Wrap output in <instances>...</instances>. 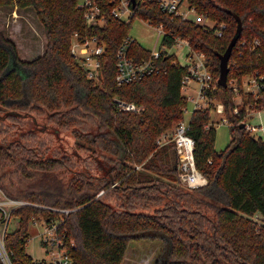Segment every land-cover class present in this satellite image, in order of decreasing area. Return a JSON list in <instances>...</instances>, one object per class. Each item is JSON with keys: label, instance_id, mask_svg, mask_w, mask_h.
I'll use <instances>...</instances> for the list:
<instances>
[{"label": "trees", "instance_id": "obj_1", "mask_svg": "<svg viewBox=\"0 0 264 264\" xmlns=\"http://www.w3.org/2000/svg\"><path fill=\"white\" fill-rule=\"evenodd\" d=\"M185 1L215 26L165 14L151 0L137 4L132 21L163 27L167 48L180 39L204 56L214 80L209 99L224 106L230 142L221 152L212 110L189 119L195 165L207 179L195 190L181 184L174 145L157 144L185 119L188 104L181 92L186 68L174 55L162 54L161 73L119 85L115 53L132 21L112 16L113 0H97L102 26L87 23L81 0H0V8L33 9L46 38L43 54L22 61L0 34V188L11 198L72 210L62 218L75 264H122L130 242L145 233L165 244L154 264H264V140L246 129L244 109L232 114V82L243 86L249 75L263 80L257 98L246 92L247 103L264 108V0ZM238 27L221 87L218 56ZM74 37L104 46L96 79L73 56ZM150 52L134 40L129 54L140 60ZM120 101L138 110L124 111ZM66 133L74 141L68 149ZM15 214L20 226L5 240L13 264H47L26 252L30 219L60 216L32 207Z\"/></svg>", "mask_w": 264, "mask_h": 264}, {"label": "built area", "instance_id": "obj_2", "mask_svg": "<svg viewBox=\"0 0 264 264\" xmlns=\"http://www.w3.org/2000/svg\"><path fill=\"white\" fill-rule=\"evenodd\" d=\"M144 0H135V7H133L132 0H113L115 6L111 12L120 23L128 24L132 21L134 10L137 4H141ZM158 3L160 10L168 15L185 18V12L181 11L183 2L185 0H151ZM80 6L85 9V18L90 25L104 24V17L101 16V9L98 6L97 0H81ZM191 11L190 7H188ZM150 25L149 22H146ZM152 26V25H151ZM158 30V35L163 36V27L160 25L153 26ZM224 26L221 25L217 30L218 36L222 35ZM134 39L126 37L115 53L116 59V82L119 85L129 84L139 81L147 76L156 75L162 72L163 68L160 64L162 54L166 52L165 57L175 54L169 51L171 48H179L185 46L188 52L185 55V63L182 65L186 68V72L182 78L181 92L187 93L191 84H196L197 87L193 89V94L185 97L187 102L191 103L192 111L211 109L212 112L224 114V106L221 103H215L209 99L210 91L214 89V80L212 74L206 66L204 56L192 51L188 43L180 39L175 40L171 48L161 44V48L150 52L148 58L135 60L130 56V47ZM258 44V41L255 42ZM73 56L80 61L90 78L96 79L100 70L105 50L97 38H91L79 41L74 37L71 47ZM175 64H180L178 58L174 60ZM181 65V64H180ZM262 77L256 75H249L243 79L246 92L257 98L262 88ZM119 107L127 112L136 111L138 108L132 103L119 102ZM188 112V104L184 109V115ZM191 117V116H190ZM190 119V118H189ZM222 122L228 124L227 120L223 118ZM189 128V121L181 120L174 128L171 135H163L157 144L161 147L163 145L172 143L174 145L175 154L178 159V172L181 184L189 189L195 190L206 186V177L196 168L194 160V140L187 134ZM246 129L251 133H257L259 128L252 127L246 124ZM255 135V134H254ZM103 193V192H102ZM100 193V195L102 194ZM23 207H32L42 209L49 213V215L57 214L60 218L44 219L40 215L33 216L30 219L31 228L35 230L43 229L40 236L41 243L45 247H50V262L40 261L47 264H75L73 258L68 252L65 245V236L67 231L63 230L65 215H68L72 210L59 209L51 206L36 204L20 199L11 198L4 193L0 188V264H13L12 253L6 248L5 240L9 233L8 227L13 218L19 220V216L15 212ZM18 226V227H19ZM31 238V232H30ZM29 238V239H30ZM29 241V240H28Z\"/></svg>", "mask_w": 264, "mask_h": 264}, {"label": "rangeland", "instance_id": "obj_3", "mask_svg": "<svg viewBox=\"0 0 264 264\" xmlns=\"http://www.w3.org/2000/svg\"><path fill=\"white\" fill-rule=\"evenodd\" d=\"M188 7L189 5L187 1L183 2L181 11L183 13L185 12L186 19L201 26H207L210 28H213L215 26L212 21L196 14L193 10L190 11ZM30 10V15H25V18L22 19V23H10L9 20L8 22L4 23L3 27H1V29L3 30H0V34L14 42L16 46V56L19 60L22 61H30L40 56L41 54H43L46 45V38L42 24L40 23L35 11L33 9ZM1 21L2 20L0 19V23ZM128 34L129 37L137 41L147 50L153 51L155 49L158 50L159 48H161L162 37L158 35V30L139 18H135L132 21ZM169 51L175 53L173 55L178 58V61L181 65L185 63V55L188 52V49L185 46H181L179 48H171ZM232 84L233 86H235V108L232 114L238 115L240 109H244L246 112L244 123L252 127H259L260 132L255 135L256 137H261L264 140V108L259 111H255L256 109H254L253 106L251 107L247 103V98H245L246 87L244 85L238 87L235 81L232 82ZM196 87V84H191L189 86V91L187 93H183V95L185 97L192 95L193 89H195ZM215 103H217L216 100ZM191 111L192 105L189 102L188 112L185 115L186 121H189ZM211 117L215 123L216 128L215 149L217 152H221L230 142L229 124H224L222 122L224 117H226L227 119V115L212 112ZM231 125L233 126L234 124L232 123ZM62 137L64 138V145L68 149L67 146L73 144L74 141L67 133L63 134ZM82 155L83 157H86V155ZM18 226L19 220L13 218L8 227V231L13 232L18 228ZM42 231L43 229L35 230L31 228V238L26 245V252L35 262H50L51 248L42 245V237L40 236ZM164 248L165 244L161 237L151 238V233H145L143 237L132 240L130 242L122 264H154L162 256Z\"/></svg>", "mask_w": 264, "mask_h": 264}, {"label": "water", "instance_id": "obj_4", "mask_svg": "<svg viewBox=\"0 0 264 264\" xmlns=\"http://www.w3.org/2000/svg\"><path fill=\"white\" fill-rule=\"evenodd\" d=\"M133 7H135V0H132ZM241 34V28L238 27L235 35L230 40L225 52L220 54L219 57V77L217 84L221 87L227 86L228 74H229V60L232 55L233 49L238 42L239 36Z\"/></svg>", "mask_w": 264, "mask_h": 264}, {"label": "crops", "instance_id": "obj_5", "mask_svg": "<svg viewBox=\"0 0 264 264\" xmlns=\"http://www.w3.org/2000/svg\"><path fill=\"white\" fill-rule=\"evenodd\" d=\"M30 11H31L30 9H17V8H14V7H3V8H0V19L2 20L1 23H0V30H3V29H1V27H3L4 23L8 22L9 20H10V23L11 22H13V23H16V22L22 23V19H24L25 15L29 14ZM259 132H260V129L258 130L257 133H254V134L257 135Z\"/></svg>", "mask_w": 264, "mask_h": 264}]
</instances>
